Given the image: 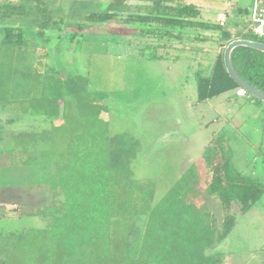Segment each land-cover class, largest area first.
<instances>
[{
	"label": "rangeland",
	"instance_id": "rangeland-1",
	"mask_svg": "<svg viewBox=\"0 0 264 264\" xmlns=\"http://www.w3.org/2000/svg\"><path fill=\"white\" fill-rule=\"evenodd\" d=\"M83 2L91 3L88 10ZM9 3L18 5L23 0H0V6ZM108 3L44 0L41 10L28 7L15 16L0 12V264H36L33 259L52 249L59 233L71 227V214L78 217L83 204L90 213L93 210L98 217L101 213L104 227L110 221L112 239L93 238L83 253L76 255L80 257L77 264H135L139 257H144L145 264H218L210 258L213 242H183L180 249L157 244L167 242L147 236L146 222L150 225L156 220L153 216L151 221L148 214L163 216L164 204L170 200L167 193L174 186L188 190L185 186L191 184L210 187L204 157L211 146L212 162L228 157L240 176L264 180L260 149L250 147L253 153L248 157L243 154L245 135L249 134V139L264 137V105L244 99L228 101L226 95L204 103L195 101V67L190 59L205 61L210 68L213 53L188 52L181 53L178 61H152L139 57L136 45L140 41L131 40L130 46L128 41L83 36V17L105 9ZM211 4L229 12L233 8L232 4ZM225 23L226 29H232L228 20ZM9 28H15L22 39L6 43ZM117 31L126 34L124 29ZM209 68L204 67L205 74ZM68 72L75 73L76 88L85 89L80 96V89L72 90ZM85 99L94 100L101 109L96 124L88 118L83 123ZM118 135L127 143L131 138L136 147L122 159L121 167L111 172V186L106 168L109 157L100 152L96 173L101 180L95 191L81 189L82 195L73 187L65 189V178L70 182L83 174L78 148L97 140L102 150L115 144ZM215 145H223L227 156ZM199 158L198 184L196 169L192 168L193 173L187 169ZM33 161L38 165L26 168L25 164ZM87 176L91 178V174ZM110 198L115 201L111 208ZM109 208L111 215L106 216ZM127 234L135 246L140 235H146L142 250H137L139 255L132 247L131 252L121 254L115 250L122 248L124 241L130 246ZM81 235L60 236L53 250L62 253L60 247L70 246L71 238ZM224 242L219 245L233 254V261L264 264V198L237 218ZM20 243H24L23 249H19ZM19 250L30 252H22V258Z\"/></svg>",
	"mask_w": 264,
	"mask_h": 264
},
{
	"label": "trees",
	"instance_id": "trees-1",
	"mask_svg": "<svg viewBox=\"0 0 264 264\" xmlns=\"http://www.w3.org/2000/svg\"><path fill=\"white\" fill-rule=\"evenodd\" d=\"M262 1L264 2V0ZM211 3H216L218 4L217 6L232 4L233 8L229 12L227 9L212 7ZM90 4V2H83V6H86L87 10ZM43 5L44 0H23L22 4L17 5L9 3L0 6V12L4 11L8 16H15L25 12L28 7L37 10L44 9L42 7ZM254 5L255 0H109L105 9H101L98 12H89L83 17V29L81 26L78 27L83 30V36L94 34V36L99 38H112L120 42H129L131 40L140 41V43L136 45L139 49V57L152 61H177L180 59L179 56L181 53L197 52L192 51V47H203L207 43L216 44L220 50L214 54V59L210 68L207 67L209 68V73L205 74V69L201 65L193 72L198 103H204L226 93L234 92L236 100L244 99L247 103L262 106L264 102L248 93L243 97L237 96L236 92L240 87L229 76L224 64L225 48L232 41L245 39L264 43V38L254 34L253 29L255 25L252 22ZM219 15L224 16V19L226 18L235 29L230 31L226 29V25L222 24L221 21H215L214 18ZM118 29H124L126 31L125 36L118 35ZM22 37V34L16 33L15 28H9L7 29L5 42L8 44L17 43L16 39L19 38L21 40ZM74 38L75 34L71 35V40ZM130 43L131 42H129L128 45H130ZM231 58L233 67L241 78L253 87L264 92V53L247 47H238L233 51ZM191 68L193 67L190 66L189 70H191ZM71 83L73 84V86H71L72 90L75 92L79 91L80 86L78 85L76 88L75 78H72ZM84 90V88L83 90L80 89L79 96ZM76 107H79V103ZM100 112L101 109L94 100L89 101L85 99L83 101V123L85 118H88L90 122L96 124ZM114 141L115 144L107 147L105 146L102 150H100L101 145L98 144L97 140L87 141L88 144L84 143L82 148H78L77 152L83 156V167L81 169L83 174L81 177L75 176V179L70 182H68V178H65V189L71 190L73 187L75 190L77 189L78 194L80 193L82 195L85 192H81V189H85L87 193L95 191L101 180L100 176L97 177L96 173L98 172L96 160L99 159L98 156H100V152H103L109 157L108 166L106 168L108 169V178L111 186L113 180L111 172L116 169V166H118V168L121 167L122 159L128 157L129 154L132 155L133 148L136 147L132 143L125 142L124 137H119V139ZM212 149L214 148L211 146V148L207 150L205 161L209 172L210 188L217 197L220 212L222 213L221 222L219 226L217 225L215 230L217 233L215 245H219L232 233L237 223V218L252 210L255 204L264 198V180L240 176L231 168L228 157L226 161L212 162L210 157ZM215 149H219L227 156L223 145H215ZM259 149L263 153L261 156L264 161V150H262L261 147ZM32 164L34 167L38 165V163L33 161L32 163L25 164L27 166L26 168H32ZM38 169L44 171L45 168L38 166ZM85 169L91 170L85 173ZM89 174H91V178L87 176ZM191 181L192 178L190 179V182ZM185 187L191 189L192 184L191 186L188 185ZM180 188L186 189L181 186ZM67 192L70 193L69 190ZM112 202L114 205L115 201H113V199L111 201L110 198V208ZM81 207H83V210H79L78 217H76L77 215L75 214H71V218L73 219V221L72 219L70 221L71 227L59 233L52 249L41 252L39 257L33 259L36 264H47V262L49 264V261H54L55 263L53 264H77L80 263V257L78 258L76 255H79V253L82 254L85 245L91 242L93 238H98L106 242L108 239H112L110 235V221L106 223V227H104V220L101 213L98 217L93 210H91L92 212L90 213L87 204H83ZM110 208L106 216L111 215L109 213ZM115 210L114 208V211ZM65 214L68 215L67 211ZM112 215V217L117 218L115 214ZM78 219L80 220L79 222ZM96 220L98 222L103 220V222L97 225ZM152 227L154 228L152 229ZM206 227L207 226H203L201 230H207ZM162 228L163 227L159 226L158 221H152V223L147 226V235H155L157 236L155 241H160L158 236L163 233L161 230ZM79 232L82 233L81 237L83 238H71V242L68 243L70 246L63 245L60 247V250H58L62 253H56V251L53 250L55 248L54 245L61 241L59 239L60 236L61 238L63 235L75 236L78 235ZM144 239L145 237H143L142 244H144ZM131 241V238H128L130 246L127 245V241H124V246H122V248L117 247L115 250H118L120 254L122 252L126 253L127 251L131 252L132 249L137 250L138 246L135 247L133 243H130ZM186 243L200 244L198 241ZM23 244L24 243H20L19 249L24 248L22 247ZM157 244L161 245L164 249L166 248L163 244L167 245V249L170 244L173 249L177 246L176 243L170 241ZM24 251L27 254L30 252L29 250L28 252L26 250ZM22 252L20 251L21 255L17 254L23 258ZM66 256H69L70 259ZM63 258L67 259L63 260ZM143 258L144 257H139V260L136 261L137 264H145ZM146 260L148 259L146 258Z\"/></svg>",
	"mask_w": 264,
	"mask_h": 264
},
{
	"label": "crops",
	"instance_id": "crops-1",
	"mask_svg": "<svg viewBox=\"0 0 264 264\" xmlns=\"http://www.w3.org/2000/svg\"><path fill=\"white\" fill-rule=\"evenodd\" d=\"M214 20L215 21H222V20L226 21V18L224 19V16L219 15L218 17H215ZM225 25L227 27L228 24L225 23ZM231 28L232 29L228 28V30L230 31L234 30L233 29L234 26H232ZM219 50L220 48L216 46V44H213V43H207L203 47H192V51H197V52H202V53H204L205 51L207 53L215 54L219 52ZM189 58L190 57L188 56L186 59L188 60ZM190 60H192V62L194 63L195 69H198L200 64H203L202 65L203 67H208V64L205 61H202V63L200 62L197 63V61L194 62V59H190ZM195 65H197V67ZM68 74L70 75L71 79L72 78L74 79L76 77L75 73L68 72ZM224 95H226L225 97L227 98L225 99L228 101L231 99H235L234 92L226 93ZM193 96L195 98V101L198 103L196 86L194 87V90H193ZM246 128L247 127H245V129ZM119 137H122V136L118 135L115 139H119ZM245 137L248 138L246 139L247 141L246 145L244 144L245 150H243V154H245L246 157H248L249 154L253 153L251 148L259 149L261 147V149L264 150V140H263L262 135H258L256 138L250 137L249 139V134H247L245 135ZM131 141L132 139L129 138V143ZM246 148H248V150ZM259 153L261 155L263 154L261 151H259ZM201 154H202V151H201ZM200 161H201V158H199L198 161L195 164H193L191 168L189 167V169H187V173H189L190 171L191 172L194 171L192 170V168H195L196 170L194 171V173L198 177L197 174L200 173V170H201L200 164H199ZM207 171H208V168L206 167V175L209 177V174ZM197 183L199 184V177L197 178ZM167 195H169L168 198L170 200L166 201L164 204L165 210L163 211V216L155 212L148 214V217L150 218V220H151V217L153 216L156 217L155 218L156 220L160 219L158 222H159V226L163 227L161 229L163 233L160 234V236L158 237L161 242L163 240L164 241L166 240V242L170 241L172 243H176L178 247L177 249L182 248L181 243L183 242L201 241V242H210L209 244L213 242V248L210 252V258H215L216 263L218 264H248L246 262L239 263V262L233 261L232 260L233 257H231V255H233L232 253L227 252L226 250L223 251L220 245L218 246L214 245L216 242V234H217L215 230H216L217 225L219 226V223L221 222L222 213L220 212V206L218 204L217 197L210 187L202 188L200 186H192L191 189L189 188V190L188 189L184 190L178 186H174L173 189L170 191V193L169 194L167 193ZM167 211L170 212L171 215H169ZM147 226H149V224L147 225V222H146L145 227L147 228ZM203 226H207L206 227L207 230L205 231L201 230ZM145 236H146L145 234L140 235L137 242L142 244L143 237ZM147 236H151V235H147ZM131 237L132 236H129V238ZM151 237L152 239L155 240L157 236L152 235ZM228 238L229 236L225 239V242ZM140 244L138 245L137 250L141 249ZM137 250H136V253L137 255H139ZM177 252H179L180 254V251H177Z\"/></svg>",
	"mask_w": 264,
	"mask_h": 264
},
{
	"label": "water",
	"instance_id": "water-1",
	"mask_svg": "<svg viewBox=\"0 0 264 264\" xmlns=\"http://www.w3.org/2000/svg\"><path fill=\"white\" fill-rule=\"evenodd\" d=\"M238 47H247L253 50L264 53V43L250 41L245 39H237L229 43L224 51V64L229 76L234 80V82L242 89H244L248 94L264 102V92L253 87L237 73L232 64V53Z\"/></svg>",
	"mask_w": 264,
	"mask_h": 264
},
{
	"label": "built area",
	"instance_id": "built-area-1",
	"mask_svg": "<svg viewBox=\"0 0 264 264\" xmlns=\"http://www.w3.org/2000/svg\"><path fill=\"white\" fill-rule=\"evenodd\" d=\"M252 22L254 23V34L258 37L264 38V2L262 0H255V5L252 13ZM225 24V20L221 21ZM237 96L243 97L247 92L240 88L237 90Z\"/></svg>",
	"mask_w": 264,
	"mask_h": 264
}]
</instances>
